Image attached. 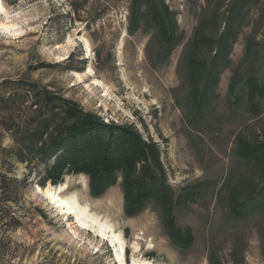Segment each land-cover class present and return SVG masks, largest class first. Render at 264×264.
<instances>
[{"label": "rangeland", "instance_id": "rangeland-1", "mask_svg": "<svg viewBox=\"0 0 264 264\" xmlns=\"http://www.w3.org/2000/svg\"><path fill=\"white\" fill-rule=\"evenodd\" d=\"M0 1V22L22 28L19 35L0 28V173L24 180L14 192L2 193L11 200L0 202V264H118L106 239L76 226L37 191L51 184L40 183L45 164L10 155L20 144L32 146L27 134L44 129L38 120L62 117L63 100L104 122L130 124L154 142L175 193L203 184L173 210L176 225L193 234L192 244L183 247L166 235L153 204L133 216L125 213L121 177L92 196L86 175H64L61 195L74 192L120 230L127 261L137 242L135 254L161 264H210V256L221 264H264V210L241 220L228 210L231 196L241 197L249 183L264 177L263 160L236 156L240 139L264 143V0H162L175 34L183 37L169 54L144 7L130 32L132 0ZM227 21L236 37L229 63L210 87L206 109L196 111L190 56L210 59L215 46L205 40L213 42ZM68 37L75 44L66 47ZM88 67L93 75L77 80L74 72ZM44 94L52 103L43 101Z\"/></svg>", "mask_w": 264, "mask_h": 264}, {"label": "trees", "instance_id": "trees-1", "mask_svg": "<svg viewBox=\"0 0 264 264\" xmlns=\"http://www.w3.org/2000/svg\"><path fill=\"white\" fill-rule=\"evenodd\" d=\"M130 6L129 17L132 21L128 27L130 32L136 29L138 16L144 7V12L155 26L156 35L160 38L166 54L180 44L183 37L175 34V22L162 0H147L146 6L142 0H132ZM236 7L239 11L241 4ZM232 31L231 21H227L223 32L215 37L213 42L212 39L205 40L207 45L215 46L214 55L210 59L204 57L198 59L193 53L190 56L188 75L194 80L190 95L193 101L196 99V111L206 109L207 97L212 94L210 87L219 80L220 71L229 63L226 57L236 40ZM192 38L194 40L195 36ZM201 41L204 43L203 39ZM191 43L189 41L186 49ZM249 79L256 84L254 79L251 77ZM44 95L43 101L52 103L53 98ZM199 104H203V107L201 108ZM37 125L45 130L41 132L35 130L27 134L32 139L29 142L32 146L20 144L14 154L10 155L17 161L27 164L32 161L45 164L40 182L42 186H45L47 181L52 185L58 184L65 174H84L89 180L90 194L99 196L116 184L118 177H121L120 186L127 215H136L151 203L160 210L161 223L170 240L175 245L183 247L192 244V232L176 225L173 210L189 195L198 192L203 184L186 186L180 194L175 193L167 182L159 150L154 142L145 140L130 124L104 122L96 115L65 100L62 101V117H58L57 122L52 119H41ZM44 135L46 136L43 140ZM236 156L244 162L264 161V143L253 144L240 139ZM6 174L0 173V202L11 200L10 196L3 197L2 193L14 192V189L17 190L19 184L24 182L12 176L7 177ZM243 190L241 197L235 194L229 201L230 216L238 220L248 217L254 210H264V177L259 182L249 183ZM11 220L15 222L14 218ZM209 262L221 264L213 256L209 257Z\"/></svg>", "mask_w": 264, "mask_h": 264}, {"label": "bare ground", "instance_id": "bare-ground-1", "mask_svg": "<svg viewBox=\"0 0 264 264\" xmlns=\"http://www.w3.org/2000/svg\"><path fill=\"white\" fill-rule=\"evenodd\" d=\"M0 11L5 12V8L3 7L1 1ZM0 28L5 32H9L13 35H19L22 29L17 27L15 23L8 22V20L6 22L1 21ZM72 44H75V42L70 37H68L66 47ZM83 47L86 55L89 56L91 52L90 44L89 41L84 38ZM74 75L77 80H82L85 76L93 75V70L91 67H88L87 71L83 73L74 72ZM92 83L97 86H101L102 84V82L96 78H93ZM66 188V182H62L57 185L48 184L43 188L39 186L36 187L37 191L40 192L45 198H47L53 204V206L56 207L57 211L65 216V218L71 216L77 224L76 226L88 231H93L101 239H106L113 248L114 256L118 264H161L146 259L139 254H135L139 252V246L137 242L133 243V253L130 257V261H127L125 253H123V251L125 250V240L122 232L120 230H116L113 225L108 222L107 219H105L103 216L92 211L88 202H80V199L78 200L74 192L66 195H61V192ZM72 233L76 235V229H72Z\"/></svg>", "mask_w": 264, "mask_h": 264}]
</instances>
